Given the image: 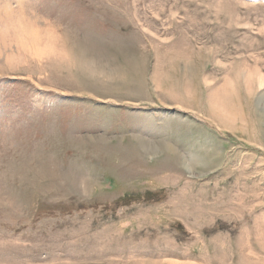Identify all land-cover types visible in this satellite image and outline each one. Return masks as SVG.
Segmentation results:
<instances>
[{"label":"rangeland","instance_id":"1","mask_svg":"<svg viewBox=\"0 0 264 264\" xmlns=\"http://www.w3.org/2000/svg\"><path fill=\"white\" fill-rule=\"evenodd\" d=\"M0 9V264H264V0Z\"/></svg>","mask_w":264,"mask_h":264},{"label":"bare ground","instance_id":"2","mask_svg":"<svg viewBox=\"0 0 264 264\" xmlns=\"http://www.w3.org/2000/svg\"><path fill=\"white\" fill-rule=\"evenodd\" d=\"M0 10H1V9H0ZM3 11H4V10H3ZM28 20H30L31 23H29V24H31L32 26H35V27H36V26L38 25V23H37L36 21H34V20H32V19H28ZM0 22H2V23H0V25H1L0 27L2 28V26H3V21L0 20ZM15 26H16V25H15ZM24 27L29 29V26L27 25V23L25 24ZM10 28H11V27H10ZM22 28H23V27H22ZM37 28H38V26H37ZM34 29H35V28H34ZM38 29H39V28H38ZM46 29H49V30H50V28H46ZM46 29H45V31L43 30L45 33H46ZM10 30H11V29H10ZM23 30H24V29H23ZM23 30H22V31H23ZM31 30H32V29H31ZM35 30H36V29H35ZM40 30H41V29H40ZM7 31H8V29H4V28H3V29H0V41H2V42H4V43H6V41H7L8 39L11 38V35H10V36L7 35V33H6ZM24 31H25V30H24ZM43 31L41 30V32H38V30H37V31L34 33V34L36 35V38H35V39L38 38L36 41H41V40H40V39H41L40 36H42L41 34H42ZM15 32H17V31H15ZM25 32H26V31H25ZM32 32H33V31H32ZM48 32H49V31H48ZM47 34H48V33H47ZM13 35H14V34H13ZM13 35H12V36H13ZM44 35H46V34H43L42 37H44ZM48 35H49V34H48ZM48 35H46L45 38H47ZM51 35H52V34H51ZM21 36H22V35H20L19 33H17V34H15L13 37L18 38V39H19V38H22V40L20 39V40H18V41H20V42L22 41V42H23V37H21ZM54 36H55V35H54ZM55 37H56V36H55ZM58 37H59V36H58ZM39 38H40V39H39ZM45 38H44V39H45ZM50 38H51V37H48L47 39H48L49 41L54 40L53 38H51L52 40H51ZM59 38H61V37H59ZM42 39H43V38H42ZM45 40H46V39H45ZM57 40H58V38H57ZM18 41H17V42H18ZM13 42H15V41H13ZM38 43H39V42H38ZM52 43H53V41H52L50 44L52 45ZM42 44H43V41H42ZM42 44H41V45H42ZM48 44H49V43H48ZM38 45H40V44H38ZM51 45H50V48H51ZM18 46L20 47L21 45H18ZM35 46H36V45H35ZM44 46H45V45H44ZM41 47H42V46H41ZM56 48H57V47H56ZM21 49H22V47H21ZM40 49H41V48H40ZM42 51H43V50H42ZM39 54H40V52H39ZM40 55H41V54H40ZM175 262H176V261H175ZM177 264H178V263H177Z\"/></svg>","mask_w":264,"mask_h":264}]
</instances>
